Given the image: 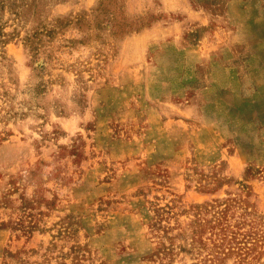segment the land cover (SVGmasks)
Segmentation results:
<instances>
[{"label": "rangeland", "instance_id": "obj_1", "mask_svg": "<svg viewBox=\"0 0 264 264\" xmlns=\"http://www.w3.org/2000/svg\"><path fill=\"white\" fill-rule=\"evenodd\" d=\"M252 2L0 0V264H264L259 138L154 111Z\"/></svg>", "mask_w": 264, "mask_h": 264}, {"label": "crops", "instance_id": "obj_2", "mask_svg": "<svg viewBox=\"0 0 264 264\" xmlns=\"http://www.w3.org/2000/svg\"><path fill=\"white\" fill-rule=\"evenodd\" d=\"M253 1L249 8H253L254 13L252 15L250 11L248 28H245L250 33L249 39L244 36L245 21L241 26L235 25L232 31L228 30L232 32V37L221 40L217 43L218 50L211 52L215 55L212 56L215 64L209 71L213 78H209L203 88L208 92L205 98L191 99L184 88L181 92L160 96L154 105L160 120L189 124L198 119L197 113L208 108L213 115L203 128L220 137L214 141L216 144H229L232 138L237 144H251L255 135L259 138L257 144L264 146V0ZM202 52L205 55L200 54L202 57L208 56L206 50ZM233 159L256 158L252 155L240 156L235 151Z\"/></svg>", "mask_w": 264, "mask_h": 264}]
</instances>
